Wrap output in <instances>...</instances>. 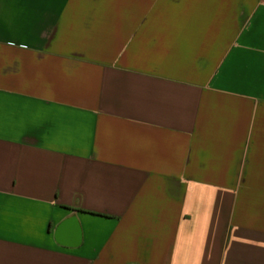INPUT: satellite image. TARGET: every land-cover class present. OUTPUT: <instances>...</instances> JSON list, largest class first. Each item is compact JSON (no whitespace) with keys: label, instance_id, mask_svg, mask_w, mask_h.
I'll return each instance as SVG.
<instances>
[{"label":"crops","instance_id":"crops-1","mask_svg":"<svg viewBox=\"0 0 264 264\" xmlns=\"http://www.w3.org/2000/svg\"><path fill=\"white\" fill-rule=\"evenodd\" d=\"M0 264H264V0H0Z\"/></svg>","mask_w":264,"mask_h":264}]
</instances>
